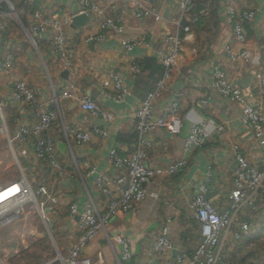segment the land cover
Masks as SVG:
<instances>
[{"label": "crops", "instance_id": "obj_1", "mask_svg": "<svg viewBox=\"0 0 264 264\" xmlns=\"http://www.w3.org/2000/svg\"><path fill=\"white\" fill-rule=\"evenodd\" d=\"M95 1L101 6L104 5V0ZM145 1L156 7L148 0ZM235 1L239 9L255 5L260 10L262 5L261 0ZM8 2L12 6V11L4 0L0 1V55L5 51L12 54L11 67L0 73V123L4 119L6 130V134H0L4 145L0 148V186L11 184L18 179H24L32 190L37 184H42L57 198V203L51 207L46 206L45 211L43 209L46 213V222L41 220L39 212L36 211L39 221H43L46 226L40 224L41 227L38 225L37 228L30 220L29 214L24 215L22 212L18 220L0 229V239H4L8 245L16 242H19L20 246L23 243L27 245L24 246V250L32 255V259L29 257L31 260L27 263L23 257L19 264H39L46 259L44 256L46 250L49 251L48 243L44 250L38 245L41 241L47 242L46 237L53 242L55 256L61 258L67 255L70 245L76 240L77 217L69 216L67 212L70 201L77 205L78 210L84 206L88 195L98 206L102 204V196L95 189L97 174L114 177L119 187L125 184L124 169L113 168L107 163V153L111 148L120 155L131 151L134 145L131 115L143 94L152 88L160 77L154 84H150V81L144 79L145 74L141 68L137 74L132 73L131 64L139 65L146 57L155 58L153 51L160 44V36L174 30V24L169 18L177 13L178 9L171 2L162 3L159 0L158 9L162 20L156 22L151 18H145L143 23L131 16L124 3H119L111 11L105 10L107 16L122 19L123 37L138 36L141 28L151 30L156 40L147 50L133 48L124 51L108 29L101 31L100 39H94L100 32L96 16L87 17L85 23L76 26L71 24L70 19L63 29L70 61V65L64 67L53 52L48 33L34 36L33 46L22 28L29 25V15L39 5L44 13L55 12L61 15L75 12L78 8L76 0H8ZM194 2L199 7L194 9L195 4L193 6V12L198 16L191 25L193 41L182 44V54L177 61V67L171 71L160 98L155 102L152 114L154 117L157 116L165 105L176 99L179 103L177 113L181 118V128L175 134L167 133L162 127L153 129L148 136L150 145L145 148L147 166L163 165L181 156L185 158L186 165L180 173L151 179L146 188L155 196L147 195L129 211L117 212L106 223L104 232L101 230L94 239L85 244L81 253L95 257V254L100 252L102 264H118L115 256L120 255V245L115 240L116 235L123 237L129 245L130 258L122 264H166L174 260L176 253L190 255L201 240L200 225L189 207L192 185H197L210 177V181L206 183V193L208 192L206 198L218 212H222L226 209L228 192L232 188V172L236 166L231 145L235 144L238 151L257 169H262L264 165V142L254 139L242 127L238 119L237 106L208 86L211 63L218 55L227 76L249 95L256 93L253 75L264 74V26L259 25V11L252 22L244 25L251 65L242 68L236 64L226 63L224 55L220 53L222 46L231 42L229 29L221 20L220 0ZM165 6L167 12L164 17ZM213 6L212 14L216 21L206 26ZM204 25L206 29L203 30ZM85 37L90 39L84 42ZM198 37L202 38L200 44H197ZM208 41L211 44L206 45L205 42ZM62 71L65 72L61 73ZM109 72L117 74L127 89L123 99L118 102L103 95L105 91L111 92L112 82L107 77ZM190 73L202 75L204 85L188 86L186 78L191 76ZM242 77L245 78L242 80ZM19 80L32 83L36 87L31 106L16 103L8 98L13 83ZM67 83L73 85L75 96L85 95L99 104L110 114V120L104 121L100 117L92 116L81 110L75 100L58 96L59 88ZM201 99L209 103L205 111H197L193 106V102ZM38 109L51 110L56 115L50 127L41 135L53 142V155L64 168L62 176H57L47 163L33 157L32 137L28 136L23 142L18 140L8 142L20 122L29 128L32 127L35 121L34 114ZM187 111L188 117L198 113L212 118L221 128L217 133L210 135L202 147L183 154L182 144L189 125L184 115ZM92 125L105 130L106 135L92 136L87 143L80 146L74 145L72 138L65 140L63 128L87 129ZM59 142L65 146H59ZM82 161L93 167L94 171L91 174H86V167L81 166ZM73 162L77 163L79 173L72 169ZM13 164L16 165L17 171ZM8 180L10 182H7ZM4 182L7 183L2 185ZM16 189L17 187L7 189L0 197ZM242 217L245 219L246 215ZM16 222L18 225L15 227ZM162 226H167L171 247L166 253H154L150 243L156 238ZM249 235L250 233L246 236ZM27 240L31 241L30 246ZM238 240L241 238H230V242ZM233 247L234 244L232 249ZM11 248L9 246V251L0 258L3 264H7L5 262L10 264L12 262L10 259L18 261L20 258L19 253L22 250ZM47 255H50V252Z\"/></svg>", "mask_w": 264, "mask_h": 264}, {"label": "built area", "instance_id": "obj_2", "mask_svg": "<svg viewBox=\"0 0 264 264\" xmlns=\"http://www.w3.org/2000/svg\"><path fill=\"white\" fill-rule=\"evenodd\" d=\"M4 1L9 10L12 11V6L8 0ZM160 1L162 3L171 2L178 9V12L169 18V21L174 24L173 32L163 33L160 36L159 46L153 51L155 58L162 65V73L156 80L155 85L143 94L138 106L131 115V126L134 133L133 148L122 155L117 154L115 149L111 148L108 150L106 158L107 163L113 168L124 169L125 184L119 187L114 177L97 174L95 189L98 194L106 197L102 199V204L98 206L90 195L87 196L85 204L80 210L77 209L74 202H69L68 215L77 217L75 223L77 236L64 258L55 256L54 259L59 261L58 264H102L100 252H97L95 257L81 253L85 244L94 239L101 230L104 232L106 223L117 212L129 211L135 204L145 199L147 195L155 196L146 188L151 179L157 176L180 173L186 165V160L182 156L159 166H147L145 164V148L150 145L148 140L150 132L153 129L162 127L167 133L175 134L181 128V118L177 113L179 103L176 99L165 105V108L157 116L154 117L152 114L155 102L160 98L171 71L177 67V61L182 54V44L193 41L191 25L198 18L197 14L193 12L194 0ZM261 1L262 5L259 10L255 5L239 9L235 0H220L222 5L221 20L228 27L231 36V42L225 43L220 49L226 63L236 64V66L242 68L251 65V55L249 48L246 46L244 25L252 22L257 11H259L258 22L260 26H264V0ZM76 3L78 8L75 12L61 13V15L55 12L44 13L39 5L31 11L29 25L24 29L22 28L28 41L33 46L34 36L40 33H48L53 52L64 67H68L70 61H68L63 29L69 23L71 17L76 14H84L86 17L96 16L100 32L94 39H100L102 37L101 31L108 29L117 38L119 46L124 51H130L133 48L147 50L150 49L153 41L155 43L156 39L153 32L145 28H141V33L138 36L123 37L121 35L123 31L122 19L107 16L105 13V10L111 11L119 3H124L128 7L131 16L139 22L143 23L145 18H151L156 22L161 21L163 17L160 10L145 0H104L102 6L95 0H76ZM89 39L85 37L83 41L87 42ZM191 50L193 49L191 48ZM11 62L12 54L8 51L3 52L0 55V73L10 68ZM210 68L211 77L208 86L225 99L233 102L237 106L238 119L242 127L254 139L264 142V74L253 75L255 77L253 83L256 87V93L249 95L227 76L223 62L218 55L212 61ZM139 70L140 67L137 63L131 64L133 74H137ZM190 74L191 76L186 78L188 86L200 87L204 85L202 75ZM107 77L112 82L111 92L105 91L103 95L116 102L122 100L127 93L126 86L115 73L109 72ZM35 88L32 83L23 80L16 81L8 92V98L16 103L31 106L36 94ZM58 96L75 100L81 110L92 116L100 117L104 121L110 120V114L99 104L85 95L75 96L71 83L62 85L58 90ZM193 106L197 111H205L209 107V103L207 100L201 99L193 102ZM184 115L189 125L182 144L183 154L202 147L209 136L217 133L221 128L210 117H204L198 113L192 114L193 117H188V111ZM55 116V113L51 110L38 109L34 114L35 121L32 127L29 128L20 122L8 142L12 140L23 142L28 136L32 137L33 157L47 163L57 176H62L64 168L53 155V142L41 135L43 131L50 127L55 120ZM0 134H6L4 119L0 123ZM63 135L66 141L72 138L74 145L80 146L87 143L92 136H105L106 131L94 125L87 129L68 127L67 129L63 128ZM231 149L236 166L232 172V188L228 192L226 209L218 212L206 198V183L210 181V177L197 185H192L189 207L192 210L193 217L200 225L201 240L190 255L182 252L176 253L174 254V260L166 264H217L222 251L228 248L230 238L240 239L242 235L249 233L248 223L239 216V213L244 208L255 209L257 201L264 203V165L259 170L238 151L235 144L231 145ZM81 166L86 167L87 175L94 171L93 167L88 165L86 161H82ZM72 169L79 173L76 162H73ZM208 172L209 167H207V174ZM11 185H16L17 189L0 197V227L17 220L22 215L26 204L34 205L40 217L44 218L46 222V213L43 212V209L46 206L55 205L57 198L49 193L48 189L42 184H37L36 188L32 190L29 183L24 179H18L11 184L0 186V193ZM261 238L264 245V236ZM115 240L120 245V255L119 257H117L118 255L115 256V260L118 264H122L123 261H128L130 258L129 245L120 235H116ZM150 247L154 253L169 251L171 245L167 226H162L159 229L158 235L151 241Z\"/></svg>", "mask_w": 264, "mask_h": 264}, {"label": "rangeland", "instance_id": "obj_3", "mask_svg": "<svg viewBox=\"0 0 264 264\" xmlns=\"http://www.w3.org/2000/svg\"><path fill=\"white\" fill-rule=\"evenodd\" d=\"M3 147H4V145H3L2 140L0 138V148H3ZM13 167L16 170V165L15 164H13ZM7 182H10V181L8 180ZM7 182L2 183V185L6 184ZM105 198L106 197L104 195H102V199H105ZM255 205H256L255 209L244 208L239 213V216L241 218H243L242 216L246 215V217H248L250 219L249 223L251 224V226H250V229H249V233H250L249 237H247L246 239L235 241V242H229L230 244L227 245L228 248H226V250H223L222 253L220 254V256L224 252H227L226 258H228L230 256V252H228V251H230L232 249V245L234 244V247H233L232 251H236L237 250V246L240 243L242 245V251L243 252H248V249H252L254 253H257L259 255V258H257L256 260L254 259L255 264H264V245H263L262 238H260V237L264 236V227H262L261 224H260V221L264 217V214H263L264 203L262 201H257ZM36 211H38V210L34 207V205L26 204L24 209H23V214L24 215H28L29 214L30 220L34 222V225H36L37 228H38V225L41 227L42 224H44V226H46V224L43 222L44 218L40 217L41 220H43V221L42 222L39 221L38 214H37ZM17 225H18V222L15 223V227ZM40 227H39V229H41ZM1 228H3V227H0V229ZM45 239H46L47 242H44V243H46V244H44L43 241H41L40 242L41 244H38V245L40 246L41 249H43V248L46 249L45 245H47V243H48L49 251L46 250V252L44 254L46 259L44 258L45 260H43L39 264H41V263L42 264H58L59 263L58 259H54L55 258V252H54L53 242L50 239H48L47 237ZM246 240H248V242H245ZM30 243H31V241L28 242V240H27V244L29 245ZM51 244H52V247H51ZM9 246L12 247L11 249L22 250V252L19 253L20 258H18V261L17 260L14 261L15 259H10L12 261V262H10V264H19L20 260L23 257H24L23 259H25L27 261V263H29L30 262L29 260L32 259V255L29 254V252L24 250V246H27L26 244L23 243V245H22L23 247L19 245V242H16V244L12 243V244L8 245V244H5V240L4 239H0V258H2L4 253H6V251L7 252L9 251L8 250ZM49 252H50V255H47ZM29 257H31V259H29ZM0 263L3 264L1 261H0ZM5 263L8 264V262H5Z\"/></svg>", "mask_w": 264, "mask_h": 264}, {"label": "trees", "instance_id": "obj_4", "mask_svg": "<svg viewBox=\"0 0 264 264\" xmlns=\"http://www.w3.org/2000/svg\"><path fill=\"white\" fill-rule=\"evenodd\" d=\"M215 6V4H214ZM214 6L211 9V12L209 14V17L207 19L206 22V26L210 25V23H214V21H216V17L214 16L213 13V9ZM205 25L203 26V30L206 29ZM213 37V35H212ZM201 37L197 38V44L201 43ZM206 45L211 44L210 41H208L207 43L205 42ZM141 71L144 72V79H146V81H150V84L155 82V80L161 75L162 73V65L160 64V62H158L156 60V58L154 57H146L142 62L139 63ZM153 86V85H152ZM263 214H264V209H263ZM255 216V215H254ZM256 217V216H255ZM249 226L251 224L249 223L250 219L248 217H245L244 219ZM260 224L262 227H264V217L263 219L260 221ZM248 236L246 235H242L241 236V240L242 239H246ZM245 242H248V240H246ZM230 256L228 258H226L227 252H224L219 260V262L217 264H255L254 259L256 260L257 258H259V255L257 253H254L252 249H248V252H243L242 251V245L239 243V245L237 246V250L236 251H232V249L230 251Z\"/></svg>", "mask_w": 264, "mask_h": 264}, {"label": "water", "instance_id": "obj_5", "mask_svg": "<svg viewBox=\"0 0 264 264\" xmlns=\"http://www.w3.org/2000/svg\"><path fill=\"white\" fill-rule=\"evenodd\" d=\"M148 1L151 2V3H153L156 6V8H158L160 6L159 0H148ZM197 7H199V5L198 4H195L194 9L197 8ZM166 12H167V7L165 6L163 8V16L164 17H165ZM86 20H87V17L84 14H76V15H73L71 17V24H73L74 26H76V25H79L81 23H85ZM64 72L65 71H62L61 73H64ZM243 78H245V77H242V80H243ZM58 145L59 146H65V144L62 145V142H59ZM63 149H64V147H63ZM205 196L208 198V192L205 194ZM44 211H45V208H44Z\"/></svg>", "mask_w": 264, "mask_h": 264}, {"label": "bare ground", "instance_id": "obj_6", "mask_svg": "<svg viewBox=\"0 0 264 264\" xmlns=\"http://www.w3.org/2000/svg\"><path fill=\"white\" fill-rule=\"evenodd\" d=\"M12 187H17V186H16V185H11V186H9L7 189H10V188H12ZM7 189H6V190H7ZM4 191H5V190H4ZM2 192H3V191H2ZM2 192H1V193H2ZM1 193H0V194H1Z\"/></svg>", "mask_w": 264, "mask_h": 264}]
</instances>
